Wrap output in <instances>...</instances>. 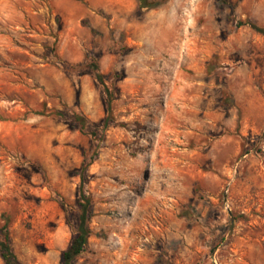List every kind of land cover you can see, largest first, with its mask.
Wrapping results in <instances>:
<instances>
[{"label":"rangeland","instance_id":"rangeland-1","mask_svg":"<svg viewBox=\"0 0 264 264\" xmlns=\"http://www.w3.org/2000/svg\"><path fill=\"white\" fill-rule=\"evenodd\" d=\"M138 7L0 0V228L62 264L87 197L72 264H264V0Z\"/></svg>","mask_w":264,"mask_h":264},{"label":"trees","instance_id":"trees-1","mask_svg":"<svg viewBox=\"0 0 264 264\" xmlns=\"http://www.w3.org/2000/svg\"><path fill=\"white\" fill-rule=\"evenodd\" d=\"M169 1L170 0H157L155 2H149V0H139L138 14L144 15L145 11L162 7L166 5ZM223 3L226 4L227 2H222V4ZM252 28L256 32L264 35V28L258 27L255 24H252ZM72 69L73 71H79L80 69H83V66L80 64L76 66H71V70ZM96 78L99 81V83L105 87L104 88L105 91L109 93V88L105 86V82H104L105 77L102 74L96 72ZM106 103L108 106H110L111 101H107ZM84 198L86 199V201L83 204H81L82 210L79 216L80 219L79 232L76 235V237L73 239L71 246L63 253L62 264H72L73 261H75L79 256L82 255L88 244V239L91 234L89 221L90 218L92 217L91 214L92 210L90 206V200L87 197ZM9 225H10V220L6 219V223L4 224V226L0 228V256L4 264H22L19 261L12 247Z\"/></svg>","mask_w":264,"mask_h":264}]
</instances>
